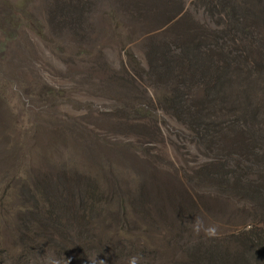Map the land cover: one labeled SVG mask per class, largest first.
Instances as JSON below:
<instances>
[{"label": "rangeland", "instance_id": "374dc122", "mask_svg": "<svg viewBox=\"0 0 264 264\" xmlns=\"http://www.w3.org/2000/svg\"><path fill=\"white\" fill-rule=\"evenodd\" d=\"M80 1L0 0V264H264V113L244 118L249 78L231 94L240 111L226 98L153 109L132 41L159 21ZM262 34L245 71L264 85ZM206 155L229 192L191 175Z\"/></svg>", "mask_w": 264, "mask_h": 264}, {"label": "crops", "instance_id": "0c3cea01", "mask_svg": "<svg viewBox=\"0 0 264 264\" xmlns=\"http://www.w3.org/2000/svg\"><path fill=\"white\" fill-rule=\"evenodd\" d=\"M109 1L112 8L109 6L107 12L138 13L139 18L159 21L158 24L154 21L156 25L150 29L141 24L142 33H137L132 41L142 53L136 67L139 80L136 78L134 84L140 89L141 100L149 102L146 105L175 113L176 108L190 101H211L212 104L215 100L227 99L224 91H238L240 81L244 86L247 52L257 42L256 36L263 35L264 0H253L252 14L246 13L245 0ZM84 4L92 6L93 3L85 0ZM204 144L205 149L212 151ZM192 156L189 164L192 162L190 165L195 169L191 175L208 181L207 191L228 189L227 185L213 187L216 178L206 169L208 155L199 160L204 162L202 169L195 158L192 161ZM224 191L229 189L221 192ZM181 196V204L194 202L192 195L182 193Z\"/></svg>", "mask_w": 264, "mask_h": 264}, {"label": "trees", "instance_id": "16d2710c", "mask_svg": "<svg viewBox=\"0 0 264 264\" xmlns=\"http://www.w3.org/2000/svg\"><path fill=\"white\" fill-rule=\"evenodd\" d=\"M250 78H251L250 74L246 73V71H245V81H247V79H248L247 82H248L249 87L244 88V86L246 85L245 81H244V86L243 87L241 86V90H243V88H244V90H243L244 94L246 93L249 96H252V95L254 96V97H246L245 96L244 97L246 99L245 104L253 102L256 107L254 108V110L248 111L247 112L248 115H245L244 118L248 121L252 120L253 122L257 123L258 120L260 119V115L262 113H264V91L259 89V88H262L264 85L259 84L257 82L253 84L250 81ZM260 79H261V81H264V74L262 76L260 75ZM240 85H241V83H240ZM238 91H240V89ZM238 91L230 89V91H224V93H223L224 95H228L229 98H227V100L230 101L229 104L231 105V107H233L234 110H239L238 108H240V107L234 105L233 102L235 101L236 97L232 98L233 96L231 94L238 95V93H239ZM248 91H250V92L248 93ZM252 92H254V93H252ZM234 93H237V94H234ZM229 95L231 96V98ZM245 104L242 107H244ZM256 125L259 126V123H257ZM258 129L260 130V131H258V133H262L264 130V128H258ZM256 140L257 139H255V141ZM61 225H65V224H59L57 227H59ZM67 225H69V224H67ZM263 251H264V248H263Z\"/></svg>", "mask_w": 264, "mask_h": 264}, {"label": "clouds", "instance_id": "9594fccd", "mask_svg": "<svg viewBox=\"0 0 264 264\" xmlns=\"http://www.w3.org/2000/svg\"><path fill=\"white\" fill-rule=\"evenodd\" d=\"M207 235L210 237L216 236V230L215 228L207 229ZM103 264V262H101ZM127 264H145L144 258L142 255H135L128 259Z\"/></svg>", "mask_w": 264, "mask_h": 264}]
</instances>
